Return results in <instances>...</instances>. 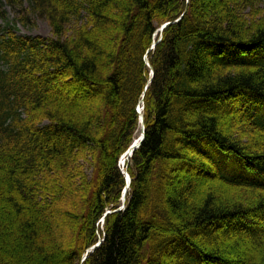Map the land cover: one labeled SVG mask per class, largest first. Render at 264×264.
<instances>
[{"label": "trees", "instance_id": "obj_1", "mask_svg": "<svg viewBox=\"0 0 264 264\" xmlns=\"http://www.w3.org/2000/svg\"><path fill=\"white\" fill-rule=\"evenodd\" d=\"M8 9L0 264H264V0H0V21ZM29 15L51 37L12 32ZM207 145L260 178L223 175Z\"/></svg>", "mask_w": 264, "mask_h": 264}, {"label": "rangeland", "instance_id": "obj_2", "mask_svg": "<svg viewBox=\"0 0 264 264\" xmlns=\"http://www.w3.org/2000/svg\"><path fill=\"white\" fill-rule=\"evenodd\" d=\"M261 6L262 5H260V7ZM247 11L248 10H245L244 13H246ZM14 17H15V12H13L11 9H8L7 19L0 21V25L2 27L0 35L7 34V32L10 30V27H12V25L14 24L13 22ZM28 17H29L28 25L23 26L20 23H16L15 29H13L12 32H14L18 36H31V37L39 36L41 38L51 37L50 27L45 19L33 15H29ZM67 31L69 34L70 30L68 29ZM206 149L209 150L213 155L217 167L219 168L220 172L223 175L227 177H240L248 180H256L260 178V175L257 171L245 167L244 164L236 155L220 150L219 148L213 145H207ZM84 165L86 168L85 174L87 175L88 178H90L92 175V169L88 165V163H84ZM120 170L121 172H123L124 169L120 167ZM181 179L182 178L180 177L179 180ZM1 214L3 215L1 216ZM0 218H2L0 219L2 223L5 222L7 223L9 218L12 219V214L10 210L3 203H0ZM100 227L101 224L99 228Z\"/></svg>", "mask_w": 264, "mask_h": 264}, {"label": "water", "instance_id": "obj_3", "mask_svg": "<svg viewBox=\"0 0 264 264\" xmlns=\"http://www.w3.org/2000/svg\"><path fill=\"white\" fill-rule=\"evenodd\" d=\"M166 25H168V22L162 24L161 27H160V29H159V31H162V29H163ZM154 43H155V42H154ZM154 43L151 45V47L148 49V51H149L151 48H153ZM144 60H145V62L148 64V58H147L146 56L144 57ZM150 69H151V75H152V72H153V71H152V68L150 67ZM151 77H152V76H150V78H149V80H148L147 83L150 82ZM141 102H142V100H141ZM138 113H139V116H140V124H141V128H140V129H141V131H140V134L137 136V138L134 139V140L131 142V144H130L129 147L126 149V151L120 156V160H121L120 163H121V164H122L124 161L128 160L129 157H131L133 151L139 147L140 143H141L142 140H143V136H144V123H143V116H142V113H141L140 110L138 111ZM123 173H124V175H125L126 184H125L124 189H123V192H122V198H121V199H122V202H124V200H125L126 190L129 188V184H130V176L128 175V173H127L125 170L123 171ZM109 212H110V211L107 210V213H109ZM100 242H101V241H99L98 243H96V244H95L94 246H92L91 248L97 247V246L99 245ZM89 250H90V249H89Z\"/></svg>", "mask_w": 264, "mask_h": 264}, {"label": "bare ground", "instance_id": "obj_4", "mask_svg": "<svg viewBox=\"0 0 264 264\" xmlns=\"http://www.w3.org/2000/svg\"><path fill=\"white\" fill-rule=\"evenodd\" d=\"M140 131H141V129H140V126H139V131H138V134H137V136L140 134ZM137 136L134 138V139H136L137 138ZM121 161V160H120ZM124 163V165L126 164V161H124L123 162Z\"/></svg>", "mask_w": 264, "mask_h": 264}]
</instances>
